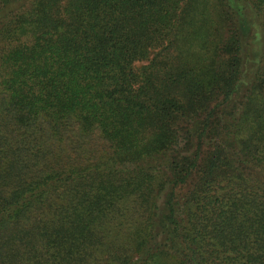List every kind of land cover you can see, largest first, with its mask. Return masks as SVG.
<instances>
[{
	"label": "trees",
	"instance_id": "obj_1",
	"mask_svg": "<svg viewBox=\"0 0 264 264\" xmlns=\"http://www.w3.org/2000/svg\"><path fill=\"white\" fill-rule=\"evenodd\" d=\"M0 264H264V0H0Z\"/></svg>",
	"mask_w": 264,
	"mask_h": 264
}]
</instances>
